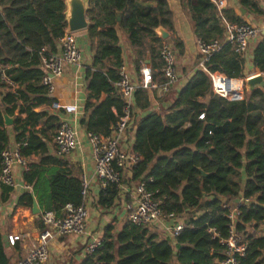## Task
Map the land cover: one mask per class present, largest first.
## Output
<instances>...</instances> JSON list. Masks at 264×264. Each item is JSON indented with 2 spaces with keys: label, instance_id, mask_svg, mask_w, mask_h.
<instances>
[{
  "label": "trees",
  "instance_id": "trees-1",
  "mask_svg": "<svg viewBox=\"0 0 264 264\" xmlns=\"http://www.w3.org/2000/svg\"><path fill=\"white\" fill-rule=\"evenodd\" d=\"M239 3L246 15L232 8L220 13L210 0H189L187 8L193 15L197 38H223L225 22L249 25L247 15L263 14L255 0ZM66 10V0H0V66L6 67L7 75L20 86L16 92L0 93V171L1 154L10 140L3 111L16 118L13 129L23 157L46 155V133L59 126L56 116L48 117L37 109L38 104L49 101L42 85L46 75L43 57L56 53L59 40L66 34ZM88 19L94 59L85 69L90 94L82 124L88 132L107 137L125 108L116 88L119 69L124 64L118 30L127 35L131 47L141 50L139 57L143 50L150 53L152 66L160 76L163 44H173L181 53L184 44L173 38L163 41L156 33L161 27L174 30V16L166 0H155L154 4L144 0H90ZM252 60L255 71L264 73V34L254 46ZM206 66L230 78L244 77L245 60L235 54L230 44L213 54ZM32 95L41 97L37 105ZM209 95L211 100L203 102ZM135 96L140 110L149 109L143 90L139 89ZM201 115H205L204 120ZM40 124L43 127L36 131ZM133 151L142 160L131 171L132 181L152 179L148 189L158 191L163 213L176 218L191 213L190 218L182 234L170 239L130 221L118 234L114 226L108 225L102 246L87 254L82 264H223L228 247L221 241L229 239L231 221L222 199L235 205L240 196L250 204L239 208L235 225L247 244L239 262L264 264V237L252 232V227L264 225V90L246 92L243 101L229 102L213 95L211 80L198 64L168 110L150 111L138 120ZM35 175L44 176L39 172ZM39 187L33 184L34 194L42 203L44 196L38 195ZM51 188L52 195L46 199L55 207L49 204L47 208L59 217L68 204H83L79 177L53 173ZM116 195L115 188L102 191L99 206L112 207ZM25 201L32 206L31 195L23 196L19 204ZM38 218L44 230L42 214ZM0 264H11L1 233Z\"/></svg>",
  "mask_w": 264,
  "mask_h": 264
},
{
  "label": "crops",
  "instance_id": "crops-1",
  "mask_svg": "<svg viewBox=\"0 0 264 264\" xmlns=\"http://www.w3.org/2000/svg\"><path fill=\"white\" fill-rule=\"evenodd\" d=\"M166 1L169 4L174 16V30H167L169 33L168 39L173 38L183 42L184 44V51L182 53L175 49L173 44H163L172 46L177 52V81L170 92L166 94H164L161 90L143 91L150 103V107L147 110L139 109V106L135 103L136 96H134L132 109L133 118L129 128V135L126 137V141L123 146L124 150L130 152H134L133 146L135 143V132L138 128V120L150 111L161 112L168 110L172 106V103L176 99L178 93H180V91L188 83L190 77L197 69L199 61L201 60L200 51L197 46L198 38L196 36L195 22L192 13L187 8L189 0ZM154 2L155 0H144V3L146 4H154ZM231 8L238 12H242L243 15H246V11L241 8L239 0H228L227 9ZM261 9L263 11L262 15L249 14L246 16L248 24L260 30L261 34L257 39L252 41L248 53L242 57L245 60V68L244 77L241 79H244L246 82L245 94L246 92L249 93L252 91L247 85L250 78L262 77L264 79V73L255 71L252 60V51L254 46L260 40L261 35L264 34V9ZM227 24L229 23H224L225 29ZM118 36L120 39V47L123 51V63L127 64L132 77L137 80L140 76L139 70L143 64L152 66L151 55L148 51L143 50L142 57H139L138 53L141 50L131 47L127 35L120 29L118 30ZM76 40L81 52L84 55L82 66L65 67L63 76L54 81V93L49 94L47 92L48 95H46V98L49 99L48 102L38 104L37 99L41 97L32 95V98L34 99V104H38L37 112L46 113L48 117L56 116L59 119V124L61 122H68L76 129L80 141V148L71 156H58L55 150V137L57 130H48L46 133L48 146L47 154H32L29 157H24L27 162V167L18 164L13 167L15 181L18 187L11 189L0 180V233L4 240L5 254L11 260V264H17L18 261L26 257L29 252L30 245H32V243L39 237L42 230L40 229L38 216L45 212H50L47 208L49 204L52 207H55L49 200L46 199V196L52 195L51 181L53 173L65 172L69 174L70 178L79 177L81 180L83 178L87 180L89 186L85 205L88 211L86 224L89 234L103 239L104 230L108 225L114 226V233L118 234L124 225L129 222L128 214L126 212V204L132 202L133 184L135 183L131 179L132 175L130 170L123 172L125 183L124 188H115L117 190V195L115 201L113 202V206L110 208L99 206L100 195L102 191H105L106 189L102 188L95 175V163L92 148L88 140V134L90 132H88L86 127L82 124V121L85 118L84 110L87 98L90 94L85 80V69L86 67L92 65L94 53L91 51V42L88 36V30L77 33ZM148 43L150 44L151 41L148 40ZM60 53V45L58 44V50L53 54ZM155 76L159 83L163 82V76H160L159 71L156 69ZM256 89L264 90V82L262 87H257ZM5 91L6 88L0 87V93H4ZM211 98L212 95H209L202 101L208 103ZM93 102H96L95 99ZM114 112L116 111L114 110ZM48 117H45V120ZM10 118H12L15 122V117ZM13 125H5V129L7 130L10 139L7 149L10 151H14L18 146ZM42 127L43 124H40L36 127V131L41 130ZM43 159H46L44 163L42 162ZM37 172H39L40 175L43 174L44 176H34ZM33 184H39L40 186L38 189V195L44 196V201L42 203L39 202L37 195L34 194ZM30 195L32 198L31 207L26 205V201L22 205L19 204V201L23 196L28 198ZM241 197L243 196H240L238 201ZM225 200L226 199L224 198L222 199V201ZM34 201L38 204V207L41 210V214L37 216L33 213ZM236 204L233 205L231 203L230 205H227L234 207ZM190 215L191 213H186L179 219L187 221L190 218ZM180 220H176L173 224L179 222ZM262 226L264 225H261L260 227ZM150 229L163 239L171 238L164 224H156L150 227ZM253 229L254 228L252 227V232H255ZM262 231L263 232H261L260 235L256 232L255 234L257 236L264 237V230ZM11 234H23L24 236H27L26 241L23 243L20 242L15 247H12L7 242V236ZM88 243V235H68L55 238L49 244L48 264H82L88 254Z\"/></svg>",
  "mask_w": 264,
  "mask_h": 264
},
{
  "label": "built area",
  "instance_id": "built-area-1",
  "mask_svg": "<svg viewBox=\"0 0 264 264\" xmlns=\"http://www.w3.org/2000/svg\"><path fill=\"white\" fill-rule=\"evenodd\" d=\"M220 13L228 8V0H210ZM264 9V0H256ZM261 31L246 24H227L226 33L223 38L204 41L198 39L197 46L200 51L201 60L199 68L207 73L212 84L214 96L226 99L229 102H241L245 99V80L234 79L219 72H211L206 64L213 54L219 52L225 45L230 44L235 54L244 57L251 46L253 40L257 39ZM60 54H52L43 57V67L46 75L42 79V85L49 94L55 91L54 81L63 76L66 66L81 67L84 55L81 52L76 34L67 33L59 40ZM161 73L163 82L159 83L155 79V69L147 64L139 70V78L135 80L127 64H123L119 69L120 80L116 85L118 93L124 103V114L112 128V133L107 136H100L89 133L88 140L92 148L95 163V175L103 189L124 188L123 172H130L141 162L142 158L135 152L123 149L126 137L129 135V128L133 118V98L140 89L143 91L161 90L164 94L169 93L177 81V52L170 45H163L161 49ZM5 86L6 90L16 92L20 86L13 82L7 75V68L0 66V86ZM201 120L205 115L200 116ZM80 148V141L76 129L68 122H61L57 128L55 137L56 154L60 157L71 156ZM21 146L10 151L4 150L1 154L0 180L11 189L17 188L13 167L18 164L27 167L26 159L21 156ZM148 181L135 182L133 184L132 202L126 204L128 220L137 226L152 227L156 224H164L171 238L179 237L186 221L180 220L173 215L167 216L163 213L162 199L157 197L158 191L148 189ZM83 204L74 206L68 204L64 210V215L59 217L56 212H45L42 214V224L45 227L39 234L35 242L30 245L26 257L18 261L17 264H48L49 244L60 236L77 235L89 236L87 246L88 254L93 253L103 244V239L89 234L87 228L88 211L85 200L88 195V182L82 179ZM250 201L241 197L236 206L230 207L223 201V209L227 211V217L231 221L230 236L226 241L228 250L223 264H240L239 259L245 255L247 244L242 235L235 230L237 217L240 215V207L248 205ZM180 220L178 223H174ZM171 223V225H170ZM214 233V229L209 230ZM23 234H11L7 236V242L15 247L18 243L26 241ZM217 237V234H215Z\"/></svg>",
  "mask_w": 264,
  "mask_h": 264
},
{
  "label": "water",
  "instance_id": "water-1",
  "mask_svg": "<svg viewBox=\"0 0 264 264\" xmlns=\"http://www.w3.org/2000/svg\"><path fill=\"white\" fill-rule=\"evenodd\" d=\"M67 10L65 12L67 21V33L77 34L89 29L91 23L88 19V11L90 9V0H66ZM156 33L162 40H167L169 38V33L164 28H158ZM264 79L262 77L250 78L247 82L248 87L251 90H255L257 87L263 86ZM5 125H13L14 120L10 118L5 111H3ZM202 172V171H201ZM203 173V172H202ZM203 176H208V174L203 173ZM34 215H40L41 210L38 204L34 201L33 204Z\"/></svg>",
  "mask_w": 264,
  "mask_h": 264
},
{
  "label": "rangeland",
  "instance_id": "rangeland-1",
  "mask_svg": "<svg viewBox=\"0 0 264 264\" xmlns=\"http://www.w3.org/2000/svg\"><path fill=\"white\" fill-rule=\"evenodd\" d=\"M258 235L261 234V232H263L262 230H264V226L260 227L259 230L257 231V229H253Z\"/></svg>",
  "mask_w": 264,
  "mask_h": 264
}]
</instances>
